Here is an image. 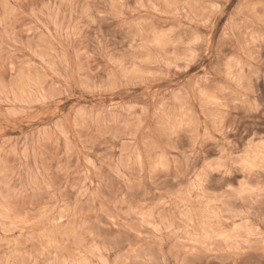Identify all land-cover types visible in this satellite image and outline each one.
Segmentation results:
<instances>
[{
    "label": "rangeland",
    "instance_id": "obj_1",
    "mask_svg": "<svg viewBox=\"0 0 264 264\" xmlns=\"http://www.w3.org/2000/svg\"><path fill=\"white\" fill-rule=\"evenodd\" d=\"M0 264H264V0H0Z\"/></svg>",
    "mask_w": 264,
    "mask_h": 264
}]
</instances>
